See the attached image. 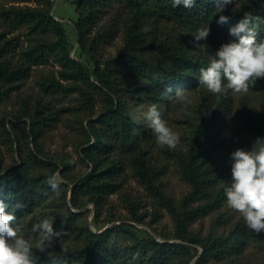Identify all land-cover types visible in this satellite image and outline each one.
I'll use <instances>...</instances> for the list:
<instances>
[{"label": "trees", "instance_id": "obj_1", "mask_svg": "<svg viewBox=\"0 0 264 264\" xmlns=\"http://www.w3.org/2000/svg\"><path fill=\"white\" fill-rule=\"evenodd\" d=\"M32 1L37 5L5 6L0 0V95L19 89L31 76L34 66L48 62L59 65L60 78L46 77L41 82L42 90L48 94L79 93L80 109L89 114V139L82 148V155L92 169L74 184L72 205L81 209V199L87 197L96 205L97 218L106 198L118 190L115 181L122 167L116 155H124L131 159L140 181L172 216L176 228L174 237L179 241L141 238L122 225L95 232L89 225L87 213L75 212L67 203L68 214L65 215L64 208L54 198L57 191L45 181L48 175L58 171L62 178L69 179L73 165L68 163L61 169L44 156L40 140L59 121V114L39 103L24 113L28 117L25 134L32 139L35 150L20 149L19 162L0 168V200L9 205L7 210L14 212L17 222L48 203L56 222L53 228L66 233L68 249L64 257L57 246L51 256L61 257L64 264H190L198 254L192 244L202 247L198 261L210 258L219 261L241 254L251 240H264V231L255 233L235 228L226 235L212 232L200 237L189 229L194 220L217 209L225 199L223 183L229 175L230 154L234 148L228 138V93L214 99L204 97L199 105L201 120L195 126L189 150L180 157L183 176L192 190L180 203L155 183L160 170L150 165L143 147L146 134L142 130L139 133L130 115L131 101L142 103V96L155 104L168 106L177 89L204 88L199 85V70L206 68L211 60L192 53L185 44L161 46L156 60L146 59L142 52L156 40L145 28L148 20L166 17L195 34L199 27L208 24L211 32L207 40L218 50L223 43L235 39L229 35V29L243 18L245 11L264 18L260 0H235L222 13L229 17L228 23L223 25L217 23L220 14L215 12L211 0H197L192 9L183 5L174 8L171 0H74L79 14L75 22L79 47L93 60V69L72 56L65 26L52 14V0H9L13 3ZM116 2L125 3L132 16L123 48L115 57L102 60L101 44L113 37L114 30L97 31L96 26ZM22 27L27 28L30 43L18 54L17 37L7 35ZM258 33V39H264V24L260 25ZM260 82L264 80L258 79L254 87ZM168 88L172 91L168 92ZM96 92L104 96V107L97 115L93 111ZM244 117L257 137H264L263 121L248 113H244ZM3 136L5 140L14 141L6 127ZM19 143L21 147L20 138ZM240 143L250 148L248 143L241 140ZM63 186L65 184L61 183L60 187ZM65 199L68 200V191ZM17 203L23 207H13ZM136 221L142 222V219L136 218ZM39 264H52L51 258L44 257Z\"/></svg>", "mask_w": 264, "mask_h": 264}, {"label": "rangeland", "instance_id": "obj_2", "mask_svg": "<svg viewBox=\"0 0 264 264\" xmlns=\"http://www.w3.org/2000/svg\"><path fill=\"white\" fill-rule=\"evenodd\" d=\"M2 4L5 6L11 4L37 5L36 1L13 3L9 0H2ZM51 11L65 26L72 44V56L93 69V60L79 47L75 32V22H77L79 14L74 0H52ZM131 16L130 8L125 3L116 2L107 9L106 14L97 24V31L110 28L114 30L113 37L101 44L102 60L115 57L125 45L126 30ZM145 28L150 31L151 37L156 38L154 45L142 52V55L148 60H156L161 46L168 45L185 44L192 53L209 59H212L217 51L207 39L200 41L199 47H194L195 33L166 17L148 20ZM27 32V28L22 27L7 35L8 37H17L18 54L30 43ZM60 70L61 67L54 62L34 66L31 76L19 89L6 91V94L0 95V168L9 167L19 162L21 159L20 149L23 151L27 148L35 150L36 147L31 142L32 139L30 140L25 134L28 117L24 113L26 109L34 107L37 103L45 104L46 107L59 114V121L40 140L44 156L59 164L61 169L68 163L73 165V169L69 172V179L62 178L60 171H58L61 183H64L65 186L57 190L54 198L57 200V204L64 208V214H68L65 205L67 203L73 211L87 213L89 225L95 232L115 225H122L141 238L155 237L161 241H175L176 228L172 216L159 204L158 197L140 181L134 171L131 159L124 155H116V161L120 162L122 167L115 181L118 190L106 198L103 209L97 218L96 205L87 197L81 199V209L72 205L74 184L92 169L91 163L82 155V148L87 146L89 139L87 135L89 114L80 109L81 97L79 93L69 95L48 94L42 90V80L51 75L59 79ZM257 85V87H250L247 93L233 94L231 91L227 92L229 95L227 99L229 105L228 138L234 147L233 151L237 148L250 150L252 143L257 138L256 133L248 126L244 113H248L254 119L262 120L264 123V82ZM191 91V105H181L174 100L168 106L162 103L155 104L145 96H142V103L137 104L134 101L130 103V115L138 125L139 133L142 130L146 134L143 147L149 163L152 167L160 170V177L155 183L161 185L162 190L176 203H180L192 190L191 184L183 176L180 157L189 150L195 126L201 120L199 105L204 97L214 99L221 95L210 93L205 88H197ZM95 100L96 106L93 111L97 115L104 107L103 94L96 92ZM153 104L162 110V117L167 121L168 126L180 135L181 142L176 149L159 145L148 127L145 113ZM4 127L11 133L14 141L11 142L3 138ZM19 138L21 139V147ZM91 139L92 143L93 138ZM240 140L248 143L250 148L244 147ZM230 180L231 164H229L228 178L223 186H228ZM66 191H68L67 201L65 199ZM45 218L53 220V227L56 225L52 209L48 203H44L33 214H28L17 224L24 234L30 230L32 224ZM136 218H141L142 222L136 221ZM235 228L249 230L245 226L242 216L227 205L226 197L217 209L194 220L189 227L192 232L197 233L200 237H205L212 232L226 235ZM192 246L198 251V254L190 264H264V240H251L241 254L219 261L212 258L198 261L202 247L198 244H192ZM36 256L38 258L36 264H39L44 257H48L39 252H36Z\"/></svg>", "mask_w": 264, "mask_h": 264}, {"label": "clouds", "instance_id": "obj_3", "mask_svg": "<svg viewBox=\"0 0 264 264\" xmlns=\"http://www.w3.org/2000/svg\"><path fill=\"white\" fill-rule=\"evenodd\" d=\"M171 2L174 8L183 5L192 9L197 0ZM211 2L215 4V12L220 14L217 23H228L229 17L222 13L235 0ZM260 6L264 7V0H260ZM261 24H264V18L245 11L243 18L229 29V35L235 39L223 43L208 66L199 70V85L213 94H227L228 91L242 94L254 87L258 79H264V39H258ZM210 32L208 24L199 27L194 35V47H199V42L206 40ZM167 91L172 90L168 88ZM191 96V90L177 89L172 99L181 105H191ZM145 119L159 145L177 148L181 137L168 126L157 105L148 108ZM230 160L231 180L223 189L226 203L242 216L249 230L260 233L264 231V137H257L250 150L237 148L230 154ZM45 182L57 191L61 184L59 173L48 175ZM13 207L17 209L23 205L17 203ZM8 208L9 205L0 200V264H36V252L49 256L52 264H64L61 257L51 256V252L58 246L60 253L67 256L66 233L55 230L53 220L45 218L22 234L16 215Z\"/></svg>", "mask_w": 264, "mask_h": 264}, {"label": "water", "instance_id": "obj_4", "mask_svg": "<svg viewBox=\"0 0 264 264\" xmlns=\"http://www.w3.org/2000/svg\"><path fill=\"white\" fill-rule=\"evenodd\" d=\"M56 18V17H55ZM57 19V18H56ZM103 231V230H102ZM102 231H100V232H102ZM175 241H179V240H175Z\"/></svg>", "mask_w": 264, "mask_h": 264}]
</instances>
